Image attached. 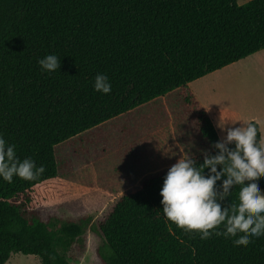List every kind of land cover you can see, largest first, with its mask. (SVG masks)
Returning a JSON list of instances; mask_svg holds the SVG:
<instances>
[{
  "label": "trees",
  "instance_id": "trees-1",
  "mask_svg": "<svg viewBox=\"0 0 264 264\" xmlns=\"http://www.w3.org/2000/svg\"><path fill=\"white\" fill-rule=\"evenodd\" d=\"M261 49L264 0H0V133L21 159L44 166L34 180L0 179V264L12 253L76 264L69 252L83 225L55 226L50 217L61 196L58 145L179 90L215 154L219 137L188 84ZM46 54L60 57V69L41 70L37 60ZM97 73L109 77L110 93L93 90ZM191 157L203 161V154ZM168 169L121 193L93 220L111 251L103 264H264V236L234 246L235 237L202 240L166 218L160 189ZM258 179L264 191V175ZM239 190L222 207L238 204Z\"/></svg>",
  "mask_w": 264,
  "mask_h": 264
},
{
  "label": "rangeland",
  "instance_id": "rangeland-1",
  "mask_svg": "<svg viewBox=\"0 0 264 264\" xmlns=\"http://www.w3.org/2000/svg\"><path fill=\"white\" fill-rule=\"evenodd\" d=\"M236 1L241 5L249 0ZM244 62L240 60L222 68L219 75L211 73L200 81H192L189 85L192 94L198 95L202 103L212 109L226 98H213L212 79L227 80L228 74L236 69L238 73L231 76L236 78L238 85V91L233 92L234 101L238 107L242 106L249 97L244 90L247 86V90L253 88L252 83L246 85L244 82ZM252 81H258V78L253 77ZM252 85L260 88L255 83ZM181 100L179 90H176L56 147L59 173L54 185L61 196L50 217L55 226L69 220L83 225L82 240L69 252L76 264H103L102 255L111 252L108 247H103L91 225L121 193L137 189L146 178L168 169L180 157L208 151L207 140L200 133L195 116ZM88 218L91 220L86 224ZM5 264L41 262L34 255L12 253Z\"/></svg>",
  "mask_w": 264,
  "mask_h": 264
},
{
  "label": "clouds",
  "instance_id": "clouds-1",
  "mask_svg": "<svg viewBox=\"0 0 264 264\" xmlns=\"http://www.w3.org/2000/svg\"><path fill=\"white\" fill-rule=\"evenodd\" d=\"M37 64L43 72L53 73L60 69V57L46 54L38 58ZM93 90L110 93L109 77L97 73ZM217 127L224 134L212 143V148L218 150L215 154L201 150L202 163L184 156L167 170L160 189L162 211L178 227L198 232L202 240L215 234L235 237L234 246L246 245L253 237L264 236V191L258 179L264 175V145L258 143L252 121L235 127H226L225 122L219 121ZM204 169L208 170L207 175ZM43 171L44 166L37 165L31 157L21 159L15 145L0 133V179L8 183L13 182L14 176L34 180ZM236 185H240L239 203L222 207L221 202ZM222 224L224 231L218 230Z\"/></svg>",
  "mask_w": 264,
  "mask_h": 264
},
{
  "label": "crops",
  "instance_id": "crops-1",
  "mask_svg": "<svg viewBox=\"0 0 264 264\" xmlns=\"http://www.w3.org/2000/svg\"><path fill=\"white\" fill-rule=\"evenodd\" d=\"M241 60L245 61L242 68L244 71L243 75L246 85H249L248 83H255L256 85L260 86V88L258 89L254 88L257 86L251 84L250 86L253 88H249V90H247V86V89L244 90V92L246 93V95L249 94V97L244 101L242 106L240 104L238 107V104L234 101V94L236 93V90L238 91V85L236 78H232L231 76H234L236 73H238L236 69L233 70L232 73L228 74L229 78L227 80H219L215 78L212 79L211 94L213 95V98L226 97L222 99L220 104H217L216 106H213L212 109H209V107L205 103H202L201 98L198 95H196L195 98L203 107V109L208 113L219 139H221L224 134L221 132L219 127H217L219 121L222 124L225 122L226 127L239 126L243 123V121H254L259 126L261 145L264 142V49H261ZM231 64L227 66H230ZM235 65H233L232 67H234ZM219 70H215L211 73H213V75H219ZM205 77L206 75L199 78V81L201 79H204ZM253 77L258 78V81H252ZM190 83L188 84V86L190 85ZM202 85H204V83ZM225 88H227V93L225 92ZM240 92H242L241 89ZM169 94H166L162 98H165ZM232 121H235V123H233Z\"/></svg>",
  "mask_w": 264,
  "mask_h": 264
}]
</instances>
